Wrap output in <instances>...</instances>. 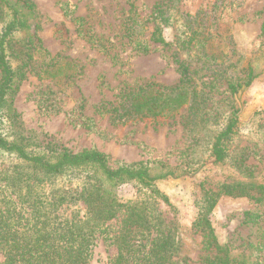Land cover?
<instances>
[{
    "label": "trees",
    "instance_id": "1",
    "mask_svg": "<svg viewBox=\"0 0 264 264\" xmlns=\"http://www.w3.org/2000/svg\"><path fill=\"white\" fill-rule=\"evenodd\" d=\"M160 11V24L152 40L168 46L164 29L172 23L170 16ZM66 14L72 16L69 11ZM197 16H184L188 28L185 37L177 42L179 50H198L202 58L197 67L188 59L176 58L179 83L163 86L149 81L132 86L123 93L121 102L101 107L99 114L115 116L125 123L174 116L189 105L195 124L200 126L210 120L205 119L206 110H217L210 103L218 86L225 84V93L231 96L251 87L261 73L251 61H219L208 56L205 52L212 36L205 37L203 26H192ZM39 18L33 0H0V264H92L95 243L110 231L113 222L116 226L108 238L116 254L109 264H188L187 258L181 256V238L159 209L160 202L172 207L157 186L159 181L175 175L172 169L150 161L113 166L109 155L97 149L75 153L23 127L14 99L39 43ZM127 29L129 44L138 54L153 51L143 38L141 25L133 23ZM59 32L64 34V30ZM103 41L95 43L103 51L118 48V43L110 39L107 45ZM113 61H118L117 55ZM81 74L82 67L66 57L52 58L43 69L46 79L58 82ZM207 75L210 80L201 81ZM240 130V110L231 106L225 123L218 126L211 139L210 157L214 163L230 157ZM248 158L244 150L236 154L233 166L242 178L226 180L217 192H207L194 222L206 248L214 252L206 257V264H258L264 255V182L246 164ZM125 185L137 190L136 198L127 203L119 197ZM224 195L247 198L255 206L243 213L239 226L241 230L251 228L252 232L236 245L232 236L224 245L218 242L210 217ZM77 205L83 211L77 209L71 218L61 215L64 208Z\"/></svg>",
    "mask_w": 264,
    "mask_h": 264
},
{
    "label": "rangeland",
    "instance_id": "2",
    "mask_svg": "<svg viewBox=\"0 0 264 264\" xmlns=\"http://www.w3.org/2000/svg\"><path fill=\"white\" fill-rule=\"evenodd\" d=\"M33 1L40 16L39 43L32 51V65L14 99L23 127L46 135L75 153L97 149L109 155L113 166L150 161L172 169L175 175L159 181L157 186L173 208L160 202L159 209L182 240L181 256L187 258L188 264H206V257L214 252L206 248L203 235L194 228L206 193L217 192L226 180L240 179L233 160L241 150L249 157L246 164L264 182V0ZM160 10L170 16L172 23L164 29L168 46L152 40L160 24ZM186 14L193 17L198 14L192 26H203L205 37L211 34L205 52L208 56L219 61H251L260 77L236 96L225 93V84L218 86L210 103L217 110H206L205 119L210 120L200 126L195 124L189 105L174 116L125 123L115 116L99 114L101 107L121 102L123 93L132 86L149 81L163 86L179 83L176 58L188 59L197 67L202 58L198 50L185 52L177 45L188 28ZM133 23L142 26L143 38L153 49L150 54H138L129 44L127 28ZM101 39L103 45L108 44V39L118 43V48L103 51L95 44ZM115 55L117 62L113 61ZM57 57L69 58L80 65L82 74L63 82L46 79L43 69ZM208 80L209 75L201 81ZM231 106L240 110L241 130L230 149V157L214 163L210 157L211 139L218 126L225 123ZM219 111L221 114L217 116ZM257 112L261 113L255 115ZM136 196L137 190L132 185L119 190L123 203ZM254 208L244 197L224 195L219 199L210 217L221 245L231 236L234 244H238L252 232L251 228L241 230L239 226L243 213ZM77 209L83 211L77 205L64 208L61 215L71 218ZM112 224L110 231L96 241L92 264H109L116 254L108 238L116 222ZM257 261L264 264V255Z\"/></svg>",
    "mask_w": 264,
    "mask_h": 264
}]
</instances>
